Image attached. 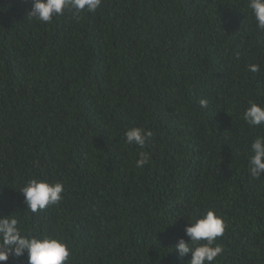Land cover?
<instances>
[{
  "label": "trees",
  "instance_id": "obj_1",
  "mask_svg": "<svg viewBox=\"0 0 264 264\" xmlns=\"http://www.w3.org/2000/svg\"><path fill=\"white\" fill-rule=\"evenodd\" d=\"M30 8L0 0V217L62 239L70 264H186L174 246L213 210L212 264H264V175L248 171L264 125L243 119L264 106V32L247 0H101L49 23ZM132 127L152 133L143 148ZM29 179L63 199L32 213Z\"/></svg>",
  "mask_w": 264,
  "mask_h": 264
},
{
  "label": "clouds",
  "instance_id": "obj_2",
  "mask_svg": "<svg viewBox=\"0 0 264 264\" xmlns=\"http://www.w3.org/2000/svg\"><path fill=\"white\" fill-rule=\"evenodd\" d=\"M100 4L101 0H31L27 15L40 23H49L53 17L62 15L66 8L79 14L85 10L94 12ZM247 8L251 10L257 30L264 32V0H247ZM248 70L256 73L259 65L250 64ZM207 103L204 99L200 100L201 107H207ZM243 119L250 126L264 125V106L250 101L243 112ZM151 135L149 130L137 127L128 128L124 133L128 145L140 148L145 146ZM250 151L248 171L253 178H259L264 175V136H257L251 141ZM147 162V155L141 152L136 167L142 168ZM19 192L24 197L26 208L36 213L49 205L58 204L63 199L64 186L60 182L29 179ZM224 230L223 219L213 210H208L203 216L187 221L184 235L189 239L186 242L179 238L175 251L181 258L191 254L186 264H212L223 252L216 240ZM25 254L27 264H70L71 249L62 239L48 234H22L20 221L12 214L0 217V262H6L10 255L21 257Z\"/></svg>",
  "mask_w": 264,
  "mask_h": 264
}]
</instances>
